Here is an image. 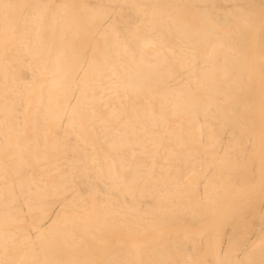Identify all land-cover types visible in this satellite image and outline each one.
Masks as SVG:
<instances>
[{"label": "bare ground", "instance_id": "obj_1", "mask_svg": "<svg viewBox=\"0 0 264 264\" xmlns=\"http://www.w3.org/2000/svg\"><path fill=\"white\" fill-rule=\"evenodd\" d=\"M0 264H264V0H0Z\"/></svg>", "mask_w": 264, "mask_h": 264}]
</instances>
